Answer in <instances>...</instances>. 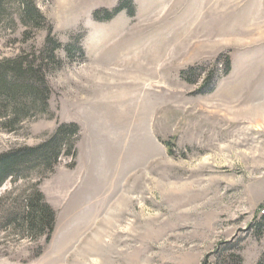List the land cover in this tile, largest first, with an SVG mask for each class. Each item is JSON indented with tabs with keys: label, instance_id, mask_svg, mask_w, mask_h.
<instances>
[{
	"label": "rangeland",
	"instance_id": "rangeland-1",
	"mask_svg": "<svg viewBox=\"0 0 264 264\" xmlns=\"http://www.w3.org/2000/svg\"><path fill=\"white\" fill-rule=\"evenodd\" d=\"M11 1L0 59L38 54L49 29L83 54L57 50L48 114L0 129L3 152L79 126L74 157L0 187V264H257L264 0H130L109 20L95 13L122 0H33L49 28L30 30ZM35 188L55 213L40 235L2 220Z\"/></svg>",
	"mask_w": 264,
	"mask_h": 264
},
{
	"label": "trees",
	"instance_id": "trees-1",
	"mask_svg": "<svg viewBox=\"0 0 264 264\" xmlns=\"http://www.w3.org/2000/svg\"><path fill=\"white\" fill-rule=\"evenodd\" d=\"M11 2V0H0V26L7 19L10 21L7 6ZM16 2L18 19L25 29H40L45 26L49 28L44 15L37 9L33 0H16ZM130 3V0H122L111 11H97L95 15L98 16L97 18L103 17L107 20L122 10H127L132 15L133 7ZM60 48L66 50L68 57H72L70 55L74 54V50L80 52V48L75 44L62 45L49 29L44 46L38 51V54H20L0 59L1 130L16 132L25 121L38 114H48L49 98L52 92L46 74L62 65V59L57 54V50ZM219 62L224 66L223 73H229L231 61L228 55L218 58L217 64ZM195 69L191 67L182 72V77L191 80ZM78 131L79 126L76 123L64 122L59 124L55 131L39 144L16 146L0 152V187L8 179L18 180L34 172L43 175V173L53 170L62 155L74 157V142ZM24 205L23 214L6 213L2 220H11L12 225L19 221L23 229L30 234L40 235L46 229L52 232L55 213L44 201L42 193L37 188L27 194ZM255 226L259 233L264 232V213ZM262 256L257 264H264V255ZM223 258L218 264H231L237 260L233 254Z\"/></svg>",
	"mask_w": 264,
	"mask_h": 264
},
{
	"label": "bare ground",
	"instance_id": "bare-ground-1",
	"mask_svg": "<svg viewBox=\"0 0 264 264\" xmlns=\"http://www.w3.org/2000/svg\"><path fill=\"white\" fill-rule=\"evenodd\" d=\"M262 115H263V113H262ZM261 120V119H260ZM256 121V120H255Z\"/></svg>",
	"mask_w": 264,
	"mask_h": 264
}]
</instances>
